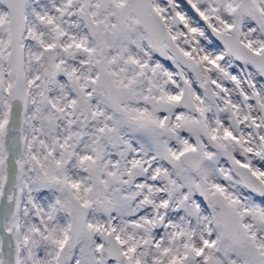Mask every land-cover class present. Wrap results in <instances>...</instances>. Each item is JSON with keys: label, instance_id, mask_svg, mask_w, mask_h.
Segmentation results:
<instances>
[{"label": "rangeland", "instance_id": "rangeland-1", "mask_svg": "<svg viewBox=\"0 0 264 264\" xmlns=\"http://www.w3.org/2000/svg\"><path fill=\"white\" fill-rule=\"evenodd\" d=\"M123 3L25 1L27 103L13 148L8 16L0 0V231L17 264H264V199L243 189L223 160L226 145L264 185V82L225 54L206 27L223 34L236 27L240 43L259 53L264 0H151L189 68L147 47L131 15L119 22ZM40 47L52 48L58 68L45 91L34 63ZM97 65L120 93L115 106L95 85ZM183 83L197 117L182 108ZM145 97L165 103L167 112L151 111ZM197 148L204 159L191 172L181 156ZM211 194L236 211L239 244L224 238L205 201ZM67 195L87 209L73 240ZM95 230L112 233L122 252L118 263L98 258Z\"/></svg>", "mask_w": 264, "mask_h": 264}, {"label": "water", "instance_id": "water-1", "mask_svg": "<svg viewBox=\"0 0 264 264\" xmlns=\"http://www.w3.org/2000/svg\"><path fill=\"white\" fill-rule=\"evenodd\" d=\"M2 1L8 16V52L6 58L13 77L12 85L6 90L9 136L12 139L19 129L27 103L25 82L22 74V51L20 45L23 30V6L26 0ZM129 15L133 17V24L138 26L144 34L149 48H155L161 51L165 50L182 68L193 66L192 61L183 56L174 45L164 28L160 16L152 7L151 0H125L120 10L116 12V18L119 22H122ZM206 27L212 41L216 43L225 54L236 62H245L252 70L260 75L264 82V32L261 34L263 46L259 53H254L240 43L239 30L236 27L230 29L226 34L216 32L208 26ZM34 63L40 75L41 90L45 91L49 81L58 71L54 62L52 48L40 47L39 54ZM95 71L94 81L101 98L113 106L117 105L120 93L118 89L110 83L107 71L99 65L96 66ZM179 100L184 110L194 117L198 116L197 110L192 104L188 88L184 83L182 84ZM142 102L154 113L165 114L168 110V106L165 103L157 101L152 97H145ZM225 112L228 118V124L232 127L234 125V116L229 109ZM261 152L262 156H264V146L261 148ZM10 153H12L11 149ZM223 154V160L226 162L229 170L236 177L241 187L251 194L264 199L263 183L254 176L248 168L238 164L234 160L233 156L227 152L226 145L224 146ZM12 159L13 155L11 154L7 159V167L10 174L13 169ZM203 159L204 154L200 148L187 151L181 156L182 164L191 172L198 169ZM67 201L68 211L66 217L68 221V237L70 240H73L83 229L87 209L71 195H67ZM205 201L208 207L218 216L226 241L231 244H239L243 239V234L236 211L224 202L220 194L207 195ZM94 233L100 243L98 258L102 261L118 263L121 260V250L112 233H104L99 230H95ZM0 242L5 264H17L18 254L12 247L8 246L6 236L1 231Z\"/></svg>", "mask_w": 264, "mask_h": 264}, {"label": "bare ground", "instance_id": "bare-ground-1", "mask_svg": "<svg viewBox=\"0 0 264 264\" xmlns=\"http://www.w3.org/2000/svg\"><path fill=\"white\" fill-rule=\"evenodd\" d=\"M176 15H178V14H176ZM180 18H181V17H180ZM16 135H17V134H16ZM16 135H15V136H16ZM15 136L11 139V141H12V147H13V148H15L16 143H17V138H16Z\"/></svg>", "mask_w": 264, "mask_h": 264}, {"label": "flooded vegetation", "instance_id": "flooded-vegetation-1", "mask_svg": "<svg viewBox=\"0 0 264 264\" xmlns=\"http://www.w3.org/2000/svg\"><path fill=\"white\" fill-rule=\"evenodd\" d=\"M174 24H175L176 26H178V23H177V22H174Z\"/></svg>", "mask_w": 264, "mask_h": 264}]
</instances>
